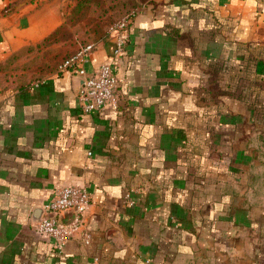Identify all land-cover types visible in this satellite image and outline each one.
<instances>
[{
	"label": "crops",
	"instance_id": "obj_1",
	"mask_svg": "<svg viewBox=\"0 0 264 264\" xmlns=\"http://www.w3.org/2000/svg\"><path fill=\"white\" fill-rule=\"evenodd\" d=\"M73 4L0 0V62ZM124 37L117 110L83 112L67 69L0 87V264H264V89L234 91L243 57L264 70V0H146ZM71 185L90 204L60 215L78 229L57 249L36 225Z\"/></svg>",
	"mask_w": 264,
	"mask_h": 264
},
{
	"label": "built area",
	"instance_id": "obj_2",
	"mask_svg": "<svg viewBox=\"0 0 264 264\" xmlns=\"http://www.w3.org/2000/svg\"><path fill=\"white\" fill-rule=\"evenodd\" d=\"M9 11L8 8L5 10ZM135 11L132 12L134 15ZM132 17L125 16L121 18L112 28V53L111 58L103 62L96 73L87 74L84 64L89 58L92 46H86L79 53L74 62L64 65L60 70H64L67 66L76 64L73 70L82 76V86L79 93L80 105L85 113L101 112L106 106H111L117 110V78L114 74V63L123 51L125 44L124 29L130 23ZM126 201L130 204L133 201L129 195H125ZM90 204V192L80 185L62 186L53 191L50 200L42 206L43 216L36 225V229L41 234L51 238L57 249H61L65 242L78 229V224H64L59 220L61 214L67 211L83 213L88 209ZM85 241L88 236L85 235Z\"/></svg>",
	"mask_w": 264,
	"mask_h": 264
},
{
	"label": "rangeland",
	"instance_id": "obj_3",
	"mask_svg": "<svg viewBox=\"0 0 264 264\" xmlns=\"http://www.w3.org/2000/svg\"><path fill=\"white\" fill-rule=\"evenodd\" d=\"M95 17V15H77L75 20L67 23L62 28V31L52 42L38 50L34 49L32 52L20 54L13 66L5 71L6 79L13 82H28L34 78L46 76L49 71L43 70L45 64L52 66L53 70H60L64 65L74 62L76 56L86 46L91 45L92 49L95 48L98 44L102 43L98 40H92V37L97 36V34L93 33L96 28L94 26L95 20L92 21V19ZM120 19L115 18L109 29L111 30ZM260 65L258 67V62L253 60L247 63L248 69L246 71L249 74L251 72L257 73L259 70L257 76L261 75L262 77L253 76L249 81L237 79L235 81L236 86H234L235 94L243 87L264 89V70L261 69Z\"/></svg>",
	"mask_w": 264,
	"mask_h": 264
},
{
	"label": "trees",
	"instance_id": "obj_4",
	"mask_svg": "<svg viewBox=\"0 0 264 264\" xmlns=\"http://www.w3.org/2000/svg\"><path fill=\"white\" fill-rule=\"evenodd\" d=\"M74 4L69 9L67 14L64 16V20L62 24L57 27L54 31H52L48 36L43 38L41 41L34 45H28L20 48L19 50L11 53L4 61L0 62V87H10V88H18L20 86H24L26 84H29L34 81L41 80L44 76L34 78L28 82H22V81H8L5 77V71L9 69V67L13 66L15 61L18 60L19 55L26 52H32L34 49L38 50L39 48H42L44 45L46 46L48 43L52 42V40L55 39V37L62 31V28L69 22H72L75 20L77 15H95L96 17L93 20H95L94 26L96 28L95 34L97 36L92 37V40H98L99 42H105L111 40L113 36V32L109 29L111 24L114 22L115 18H123L125 16L133 17L132 12L137 9L140 2H144L146 0H73ZM105 29V30H102ZM110 30V31H109ZM85 43V42H83ZM85 45V44H84ZM247 51L250 52V50L247 48ZM250 56H252L254 59H257V55L251 51ZM241 63H238V67L235 72V76L238 79L246 78L245 72L247 69V63L249 62V58L246 56L241 59ZM243 63V64H242ZM44 65V64H43ZM76 67V64L73 63L72 65L67 66V70L73 71ZM44 71H49V73L56 71L60 73V70H53L52 66H49V64H45ZM48 73V74H49ZM11 83V84H9ZM254 102L249 101V106L253 110L255 108V104H257V100L259 93L256 92L254 95ZM263 109L264 110V105Z\"/></svg>",
	"mask_w": 264,
	"mask_h": 264
}]
</instances>
